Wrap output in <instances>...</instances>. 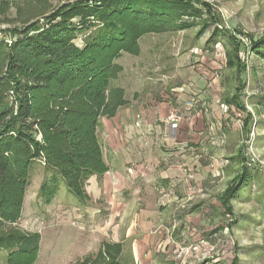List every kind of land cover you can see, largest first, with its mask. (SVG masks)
<instances>
[{"label":"trees","instance_id":"1","mask_svg":"<svg viewBox=\"0 0 264 264\" xmlns=\"http://www.w3.org/2000/svg\"><path fill=\"white\" fill-rule=\"evenodd\" d=\"M211 6L204 0H74L55 6L51 0H0V25L6 26L0 28V250L8 251L6 264H34L38 257L41 234L12 225L21 218L37 165L45 171L38 191L43 204L52 203L62 186L86 203L88 179L110 170L99 129L103 118L129 104L125 89L115 85L124 71L116 60L123 53L140 55L143 36L190 29L196 18L205 29L214 25L209 42L229 41L226 66L240 83L225 98L229 110L240 113L247 134L257 128L251 113L243 116V43L221 26ZM250 50L264 62V34L251 36ZM250 158L241 160V172L219 196L226 215H234L232 201L248 184L249 168L261 166ZM238 263L236 256L231 264ZM69 264L136 263L122 242L103 241L97 252ZM198 264L217 263L207 258Z\"/></svg>","mask_w":264,"mask_h":264},{"label":"rangeland","instance_id":"2","mask_svg":"<svg viewBox=\"0 0 264 264\" xmlns=\"http://www.w3.org/2000/svg\"><path fill=\"white\" fill-rule=\"evenodd\" d=\"M66 1L74 0H51V4L55 6ZM204 1L212 5V11L221 26L240 38L243 43L241 59L247 65V74L241 77L246 80V84L254 77L253 69L264 74V62L258 60L250 50L251 36L257 40L264 34V0ZM194 24L192 28L183 31L147 34L140 40V55L123 53L116 60L124 67V71L115 81V85L125 89L129 101L125 107L130 108L131 118L135 119L137 124H140L141 120V125L145 120L148 121V111L159 110L160 104L163 103L170 104L171 114V111L181 104V96L185 98L187 90L191 89L194 72H208L207 69L211 72L224 69L227 73L231 72L226 66L229 41L221 37L217 43H210L214 25L205 29L204 20L201 18H196ZM5 27L0 25V28ZM77 42H82V35ZM228 82L225 90L230 93L240 84L238 80L234 82V79L231 81L234 85L230 86L231 83ZM242 92L244 94V91ZM246 102L248 103V99ZM104 121L105 119H102V122ZM152 125L154 126L148 127L152 132L148 145L151 144L156 150L162 149L167 154L173 146L168 145L162 138L163 123ZM211 127V138L204 139L202 151L194 149L191 152L195 154L192 155L190 152L191 159L188 160L191 165L196 164L186 171L188 184L177 188L170 185L158 188L166 195L165 201L155 203L161 210L164 221L161 227L164 243L161 249L153 251L155 264H198L207 258L217 264H231L236 256L239 258L238 264H264V140L256 139V129L254 141L248 143V131L242 129L240 121L227 130L221 131L215 126ZM99 136L108 160L114 149L122 151L130 144L124 138H119L116 144L112 143L111 132L103 123ZM256 145H260V148ZM221 151L224 152L222 157ZM247 154L254 155L262 162L261 166L249 168L248 184L239 190L237 198L232 201L234 215H226L219 196L241 172L240 162ZM164 157L169 158L165 155ZM128 162L126 166L131 177L127 184H119V187L123 188L121 196L130 197L132 201L137 196H146L147 198L136 203L135 207H154L156 188L139 187L142 184L141 178L138 177L139 163ZM42 168V165L36 166L28 196L32 195V190L40 187ZM154 171L139 174H144L148 179L146 182L149 183V179L156 175ZM92 180L89 178L86 184L90 195L86 203L72 195L65 186L60 188L54 198L49 211L51 217L46 218L51 219L49 226L57 228L60 234L55 241V252H49L51 264H64L65 259L68 260L74 255L96 250L99 239L93 233L100 232L96 226L105 228L104 230L110 228L107 220L106 224H98L97 219H101L99 214L92 216L93 207H105L107 196L104 193L105 197H101ZM174 195L178 198L170 201L172 197H176ZM53 230L50 229L51 232H54ZM187 246H198V251L186 256L180 255L183 253L182 248ZM126 256L128 259L133 258L132 252ZM6 259L7 251L2 250L0 264H5Z\"/></svg>","mask_w":264,"mask_h":264},{"label":"crops","instance_id":"3","mask_svg":"<svg viewBox=\"0 0 264 264\" xmlns=\"http://www.w3.org/2000/svg\"><path fill=\"white\" fill-rule=\"evenodd\" d=\"M207 71L193 73L192 78H194V82L191 84V89L189 88L187 90L188 94L185 98L183 95L181 96V100H179L181 104L174 108L181 109L183 112V118L179 123L176 138H172L170 135L167 120L170 115L169 103L160 104L159 110H149V114H146V116L150 115V118L148 121L145 120L142 125L141 122L143 120L140 121V124H137L135 119L131 118L130 108L126 107L121 108L113 118L108 120L107 118H103V120L105 119L102 122L103 125H106L107 129L111 132L112 143L116 144L119 138H124L130 143L122 151L118 150V152L114 149L111 153L110 160L105 156L110 166L108 172L101 177L97 175L90 177V181L93 179L92 181L96 187V191L100 192L101 197L104 198V193L107 194L105 207L103 209L93 207L92 216H98L99 214L101 219H97L98 224H106L105 220H107L106 222L108 225L110 224V228L104 230L105 228L96 226V229H100V232L93 233L99 239L97 242L98 248L96 250L84 251L68 258V260L65 259L64 264H69L87 254L97 252L103 241L122 242L125 255L132 252L136 264H155L153 251L159 248L161 249L164 243L162 241L164 234L161 228L164 223L162 212L155 206V203L165 201L164 198L166 195L158 188H163L168 185L177 188L184 187L188 184L186 171L191 170L194 164H196L191 165V161L188 160L191 159L192 154H195L191 151L194 149L202 151L203 148L201 147L204 145V139L211 138V134H209L212 128L211 126H215L218 130L222 131L223 129H231L240 121L238 119L240 113H233L232 109L229 112H224L221 108V103L229 105L225 98L231 93L226 91L225 87L227 86L226 82L229 81V84L232 81L230 77L231 72L227 73L226 69L215 72L207 69ZM253 73L254 77L246 84L242 97L247 106V111L243 115L247 116L248 113H251V122L255 119L257 121L256 129L258 130V136L256 139L264 140V74L262 71H255V69H253ZM229 85L232 86L234 84L231 83ZM192 97H197L199 104L192 109H187L184 107L185 101ZM247 99L248 103L246 102ZM145 123H151L149 124L151 127L154 126L152 125L153 123H160L161 125L163 123L162 138L168 145L173 146L171 148L172 150H169L165 154L162 149L156 150L151 144V146L148 145L152 132L148 130L151 127ZM133 144L136 148H134ZM262 145L264 146V144ZM256 146L260 148V145ZM164 155L169 158H165ZM220 155L222 157L224 152L221 151ZM128 161L139 163V173L142 172L145 174V172L156 170L154 171L156 175L149 179V183L146 182L148 179L144 174L141 176L138 173V177L142 180V184L139 187L143 186L145 189L147 187L156 188L154 207L149 209L147 207H135V204L143 199L145 200L147 198L146 196L143 198L137 196L133 201L130 197L123 198L121 196L123 188H120L119 184L121 186L125 183L127 184L131 177L126 166L129 163ZM40 172L41 177L39 182L42 183L44 179V168ZM33 176L34 172L32 173L30 184L26 189L21 218L12 225L28 232L40 233L41 240L38 257L34 264H51L52 261L49 259V252H55V241L60 234L57 228L49 226V221L51 220L48 219L51 217L49 211L54 200L50 204L40 202L38 199L40 187H36V189L32 190V195L28 196ZM174 198L177 199L178 197H172L170 201H173ZM50 229H54V232H51Z\"/></svg>","mask_w":264,"mask_h":264},{"label":"built area","instance_id":"4","mask_svg":"<svg viewBox=\"0 0 264 264\" xmlns=\"http://www.w3.org/2000/svg\"><path fill=\"white\" fill-rule=\"evenodd\" d=\"M198 103V99L196 97H192L189 100H187L185 102V107L187 109H192L196 106V104ZM221 108L223 109L224 112H228L229 107L227 104L225 103H221ZM183 118V112L181 109H174L170 116L168 117V124H169V130H170V135L172 138H176L177 137V132H178V127H179V123ZM255 133H256V129L253 127L251 129V131L248 134V138H247V142L252 143L255 139ZM249 149H251L249 147ZM250 160L252 162H260L254 155L251 154V158ZM262 163V162H260ZM183 253L180 255H184L186 256L189 253H193L194 251H198V246H187V247H183L182 248ZM185 262V261H184Z\"/></svg>","mask_w":264,"mask_h":264}]
</instances>
